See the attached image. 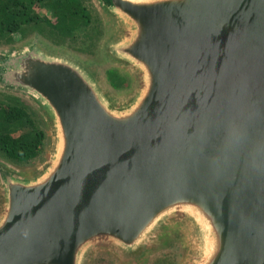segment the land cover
<instances>
[{
    "label": "water",
    "instance_id": "obj_1",
    "mask_svg": "<svg viewBox=\"0 0 264 264\" xmlns=\"http://www.w3.org/2000/svg\"><path fill=\"white\" fill-rule=\"evenodd\" d=\"M98 1L136 87L119 99L89 62L23 45L12 87L52 150L32 174L0 165V264L137 263L171 224L187 264H264V0Z\"/></svg>",
    "mask_w": 264,
    "mask_h": 264
},
{
    "label": "rangeland",
    "instance_id": "obj_2",
    "mask_svg": "<svg viewBox=\"0 0 264 264\" xmlns=\"http://www.w3.org/2000/svg\"><path fill=\"white\" fill-rule=\"evenodd\" d=\"M90 10L93 22L87 33H81L76 40L52 36V31L43 25L41 30H30L27 39L32 41L40 37L47 45L54 49L64 51L79 57L92 64L101 74L104 84L119 99H125L131 95L136 87L134 76L125 69L111 65L105 58L104 47L108 40L114 35L115 28L105 15L98 0H82ZM50 17V13L45 14ZM50 19V18H49ZM42 35H41V34ZM25 41L23 45L26 43ZM21 44V43H19ZM17 43L16 45L19 46ZM15 45V44H14ZM21 46V45H20ZM8 43L0 40V52L9 49ZM113 71V74L110 72ZM117 76L121 81L118 89L111 85L109 77ZM0 104L14 106L25 110L35 125L46 134V142L42 156L29 165L15 166L0 157V165L9 166L25 174H32L47 162L52 150V136L49 123L41 109L26 99L0 92ZM24 123L16 125L14 136L24 132ZM193 241L188 229L179 224H171L152 243L149 252L140 262L127 263L112 251L102 248L97 250L91 258L90 264H187L192 256Z\"/></svg>",
    "mask_w": 264,
    "mask_h": 264
},
{
    "label": "trees",
    "instance_id": "obj_3",
    "mask_svg": "<svg viewBox=\"0 0 264 264\" xmlns=\"http://www.w3.org/2000/svg\"><path fill=\"white\" fill-rule=\"evenodd\" d=\"M48 12L50 17L45 16ZM92 22V14L82 0H0V40L8 46L25 41L28 31L41 30L43 25L54 33L52 36L74 41L88 32ZM109 80L114 89L124 82L117 76ZM23 123V134L14 136L16 125ZM45 142V132L25 110L0 104L1 158L15 166L29 165L42 156Z\"/></svg>",
    "mask_w": 264,
    "mask_h": 264
},
{
    "label": "flooded vegetation",
    "instance_id": "obj_4",
    "mask_svg": "<svg viewBox=\"0 0 264 264\" xmlns=\"http://www.w3.org/2000/svg\"><path fill=\"white\" fill-rule=\"evenodd\" d=\"M25 41H27L26 43L30 42L29 39H26ZM25 41L21 42L19 46L13 45L9 49L0 52V92L9 93L11 95H15L23 99H26L29 102H32L33 105L41 109V107H39L40 106L39 103H37L30 95L26 94V92H21L18 89L13 88V87H18L20 89H23L19 85L15 84L14 75L22 72L20 71L21 70L20 61L25 54L23 47V43ZM36 51L37 48L34 47L32 54L37 55Z\"/></svg>",
    "mask_w": 264,
    "mask_h": 264
}]
</instances>
